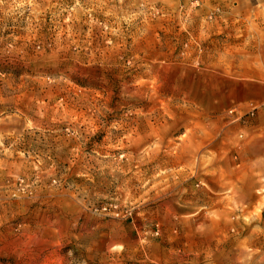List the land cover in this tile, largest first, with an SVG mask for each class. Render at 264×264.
<instances>
[{"label":"rangeland","instance_id":"374dc122","mask_svg":"<svg viewBox=\"0 0 264 264\" xmlns=\"http://www.w3.org/2000/svg\"><path fill=\"white\" fill-rule=\"evenodd\" d=\"M0 264H264V0H0Z\"/></svg>","mask_w":264,"mask_h":264}]
</instances>
